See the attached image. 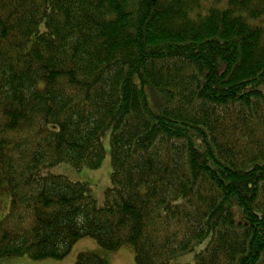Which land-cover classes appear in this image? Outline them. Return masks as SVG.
Wrapping results in <instances>:
<instances>
[{
	"label": "trees",
	"instance_id": "1",
	"mask_svg": "<svg viewBox=\"0 0 264 264\" xmlns=\"http://www.w3.org/2000/svg\"><path fill=\"white\" fill-rule=\"evenodd\" d=\"M5 196L0 259L264 264V0H0Z\"/></svg>",
	"mask_w": 264,
	"mask_h": 264
},
{
	"label": "rangeland",
	"instance_id": "2",
	"mask_svg": "<svg viewBox=\"0 0 264 264\" xmlns=\"http://www.w3.org/2000/svg\"><path fill=\"white\" fill-rule=\"evenodd\" d=\"M111 131L103 137V144L106 150V156L103 164L98 170L81 169L77 170L72 165L65 163L51 169L52 173L64 175L74 182L89 183L92 188V195L99 205L105 200V192L111 186L112 162L110 155ZM0 220L6 215L9 199L0 198ZM82 252L98 253L104 257L109 264H136L135 252L130 247H124L117 252H106L91 238H83L75 244L71 253L61 261L58 260H39L35 261L28 256L14 257L9 256L0 259V264H76L78 255Z\"/></svg>",
	"mask_w": 264,
	"mask_h": 264
}]
</instances>
